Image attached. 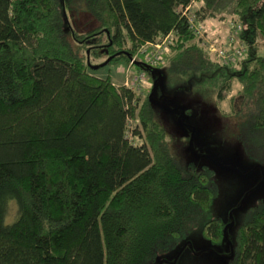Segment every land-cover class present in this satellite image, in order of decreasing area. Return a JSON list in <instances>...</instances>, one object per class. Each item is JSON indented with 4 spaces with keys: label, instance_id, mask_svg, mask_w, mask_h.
Returning a JSON list of instances; mask_svg holds the SVG:
<instances>
[{
    "label": "trees",
    "instance_id": "1",
    "mask_svg": "<svg viewBox=\"0 0 264 264\" xmlns=\"http://www.w3.org/2000/svg\"><path fill=\"white\" fill-rule=\"evenodd\" d=\"M86 6L99 27L69 40L59 0H0V264H170L174 250L178 264L189 248L178 245L212 207V179L182 171L150 95L97 77L88 60L130 64L145 49L135 65L155 71L147 44L171 36L162 57L170 70L216 79L246 154L264 165V0ZM213 23L230 28L227 63L202 44ZM202 236L220 244L225 226L212 221ZM227 264H264V207L240 229Z\"/></svg>",
    "mask_w": 264,
    "mask_h": 264
},
{
    "label": "rangeland",
    "instance_id": "2",
    "mask_svg": "<svg viewBox=\"0 0 264 264\" xmlns=\"http://www.w3.org/2000/svg\"><path fill=\"white\" fill-rule=\"evenodd\" d=\"M59 1L66 19L65 33L69 40L73 31L77 35H85L99 27L98 21L86 6V0ZM179 10L189 23H194L190 15L191 7ZM209 27V31L203 29L200 34L202 44L205 47L207 45L218 60L229 62L222 58L221 52L231 53L230 48H227L230 28L216 23L209 24ZM213 36L219 42L218 45L211 39ZM235 43L239 44V41ZM237 45H233L231 50ZM72 46L76 52L80 51L75 43ZM259 48L264 54V40ZM105 57L92 58L93 66L99 67L95 75L111 78L116 87L137 84L135 90L150 95L153 99L154 121L164 130L168 149L182 171L188 176L206 174L212 179L216 192L212 207L178 245L179 248L188 241L189 246L178 264L230 263L237 252L240 229L253 211L264 207V165L253 161L246 154L240 138V118L236 113L229 116L224 113L231 111L230 95L220 105L216 79L196 71L174 74L161 57L152 66L155 71L131 64L132 60L130 64L127 60L112 62L100 69ZM128 68L130 74L126 75ZM9 218L12 219V214ZM216 220L225 226L226 236L222 243L211 245L203 238L202 230L206 224ZM205 250L210 251L201 254ZM164 258L170 264H176L178 260L175 250Z\"/></svg>",
    "mask_w": 264,
    "mask_h": 264
},
{
    "label": "built area",
    "instance_id": "3",
    "mask_svg": "<svg viewBox=\"0 0 264 264\" xmlns=\"http://www.w3.org/2000/svg\"><path fill=\"white\" fill-rule=\"evenodd\" d=\"M190 15H191V13H190ZM191 26L193 25V21H191L190 23H189ZM170 42V39H169V37H167L163 42H160V43H158V44H151V43H148L147 45H149V46H154V48H155V53L154 54H151V56L150 55H148L147 57H146V59H145V61H146V63H149V64H156L155 62H157V59H158V57H161V59H162V57H163V52H164V48L166 47V45L168 44ZM146 54V50L145 49H143V50H141L140 52H139V54L134 58V59H132V62H131V64H136V62L138 61V59H139V57L138 56H144ZM221 56H222V58L225 60V61H230V57L226 54V53H224V52H221ZM145 57V56H144ZM130 74V72L129 71H126V75H129ZM143 76V75H142ZM144 77V76H143ZM141 80H143L142 78H141ZM140 83V82H139ZM138 83V84H139ZM126 84H128V83H126ZM136 86H129V85H127V87H129V88H133V89H136L137 88V84H135Z\"/></svg>",
    "mask_w": 264,
    "mask_h": 264
},
{
    "label": "water",
    "instance_id": "4",
    "mask_svg": "<svg viewBox=\"0 0 264 264\" xmlns=\"http://www.w3.org/2000/svg\"><path fill=\"white\" fill-rule=\"evenodd\" d=\"M89 59V58H88ZM109 61H107L106 63H104V64H102L101 65V67L100 68H103V67H105L106 65H107V63H108ZM88 65H89V67L92 69V70H99V67H97V66H92L90 63H89V60H88ZM236 168V167H235Z\"/></svg>",
    "mask_w": 264,
    "mask_h": 264
},
{
    "label": "bare ground",
    "instance_id": "5",
    "mask_svg": "<svg viewBox=\"0 0 264 264\" xmlns=\"http://www.w3.org/2000/svg\"><path fill=\"white\" fill-rule=\"evenodd\" d=\"M153 65H155V64L153 63L152 66H153ZM127 71H129V68L127 69ZM140 84H141V82H140Z\"/></svg>",
    "mask_w": 264,
    "mask_h": 264
}]
</instances>
